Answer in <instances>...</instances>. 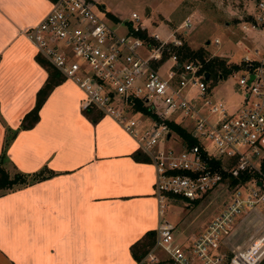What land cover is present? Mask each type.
Segmentation results:
<instances>
[{"label":"built area","instance_id":"1","mask_svg":"<svg viewBox=\"0 0 264 264\" xmlns=\"http://www.w3.org/2000/svg\"><path fill=\"white\" fill-rule=\"evenodd\" d=\"M51 4L47 16L25 30L26 38L39 56L84 93L83 112L96 110L115 119L138 142L155 168L154 190L161 217L170 200L194 203L231 177L258 175L233 188L229 183L233 189L230 201L189 243H178L173 227L163 220L153 247L137 264H256L261 254L255 249L264 236L247 252L237 254L228 242L237 221L264 210V174L260 171L264 50L260 58H253L259 49H249L241 59L243 74L238 83L245 90L243 105L231 112L223 102L211 100L212 90L201 66L179 61L176 50L184 43L177 35L192 29L190 17L164 39L149 33L137 13L128 22L132 30L125 22L112 21L100 0H55ZM255 9L243 26L245 34L264 31V0H258ZM120 25L126 28L124 34L117 30ZM138 32H146V38L137 36ZM214 44L219 45V40ZM167 62L171 65L160 73ZM137 102L154 118L136 112ZM168 123L183 128L196 144L188 146ZM207 144L213 145L214 152L208 151ZM212 160L221 162L219 170L213 169Z\"/></svg>","mask_w":264,"mask_h":264},{"label":"crops","instance_id":"2","mask_svg":"<svg viewBox=\"0 0 264 264\" xmlns=\"http://www.w3.org/2000/svg\"><path fill=\"white\" fill-rule=\"evenodd\" d=\"M51 7L50 0H0V156L8 135L17 132L9 169L54 173L0 197V264H137L131 247L167 222L168 208L161 217L155 168L133 158L138 142L111 117L88 119L84 93L67 80L43 105L38 124L20 130L49 78L25 30ZM145 26L164 39L172 32ZM249 217L264 223V210Z\"/></svg>","mask_w":264,"mask_h":264},{"label":"rangeland","instance_id":"3","mask_svg":"<svg viewBox=\"0 0 264 264\" xmlns=\"http://www.w3.org/2000/svg\"><path fill=\"white\" fill-rule=\"evenodd\" d=\"M100 1L101 9L113 14L122 23L131 24L128 22H131L132 14L137 13L144 26H160L157 31L165 30V25L177 32L181 23L191 17L192 29L187 34L179 33L177 36L190 50L204 49L211 57L226 60L229 67L239 66L241 59L248 54L249 49L255 47L259 49V54L257 56L254 54L253 58H260L264 50V31H262L263 34L262 32L245 34L243 30V26L251 20L255 13L258 0ZM135 24L137 26L139 23L135 22ZM117 30L121 34L126 32L123 25L117 26ZM215 40H219L220 44L215 45ZM242 74V71H234L227 78L219 81L212 89L211 100L223 102L231 112L238 110L243 105L245 91L238 83ZM140 117L139 115L138 119ZM207 147L209 152H214L212 144H207ZM231 188H229V180H225L223 186L205 195L197 204L170 200L165 210L166 221L173 227L176 241L183 244L189 243L201 233L213 216L222 211L230 201L233 191ZM251 218H248L249 224L246 226L241 225L242 220L236 222L235 232L229 239L231 244L228 242L231 249L236 250V254L247 252L264 236V223ZM261 248L264 249V242L258 251ZM258 251L257 254L260 253L261 258L256 264H264V252ZM226 253L232 257L231 253Z\"/></svg>","mask_w":264,"mask_h":264},{"label":"trees","instance_id":"4","mask_svg":"<svg viewBox=\"0 0 264 264\" xmlns=\"http://www.w3.org/2000/svg\"><path fill=\"white\" fill-rule=\"evenodd\" d=\"M50 1L53 2L55 0H50ZM106 13L112 21L116 23L120 22V20L117 17H115L113 14L109 12ZM128 25L130 30H132V24H128ZM136 35L146 38V32H140V33L138 32ZM176 52L179 56V61L181 63L187 61V62H193L196 65L201 66L200 71L204 72L209 77L208 84L210 90H212L216 86V84H218L219 81L224 80L234 71L240 70V67L237 65H233L229 67L227 61L224 59L218 57H211L204 49H199L194 51V50H190V48L187 45H184L183 48L176 50ZM166 58H168L167 55L164 56V59ZM37 61L44 69H46V71L49 74V78L45 86L38 93L37 103L35 108L24 117L20 130H30L33 129L38 124L40 120V111L43 105L48 100L54 89L66 81L60 75V73L44 58L38 56ZM135 109L136 112H141L145 114V116L154 118V116H152L151 113L148 112V110L145 107H143V105L140 102H137V106ZM84 114L88 119H90L94 123L98 122L100 119L104 117L100 112L96 110L84 112ZM168 127L172 132L180 136L188 146L196 144V141L192 139L188 135V133L180 126H177L173 123H168ZM16 135L17 132L8 135V140H6V144L4 146L2 155L0 156V197L10 192L17 191L27 186L34 185L35 183L44 181L54 175L53 172H50L47 169H44L41 172L35 174H24L20 171H17L16 168L15 171L9 169L8 163L10 162V160L8 158L7 152L12 140L15 138ZM133 158L139 162H145V163L150 162L149 159L141 151L136 152L133 155ZM211 165L214 170H219L221 166V162L217 160H212ZM260 171L262 174H264V159L260 164ZM254 177L257 178L258 175L244 174L241 175L239 178L231 177L229 179V183L233 188L237 186L239 183H245ZM198 202L199 201H196L194 203L197 204ZM155 234L156 233L154 231L146 233L145 236L140 241H138L131 247V253L133 258L136 260V262L143 259L145 255L149 252V250L153 247Z\"/></svg>","mask_w":264,"mask_h":264},{"label":"water","instance_id":"5","mask_svg":"<svg viewBox=\"0 0 264 264\" xmlns=\"http://www.w3.org/2000/svg\"><path fill=\"white\" fill-rule=\"evenodd\" d=\"M205 78H206V81H207V80H208V75H206ZM168 137H169V136H168Z\"/></svg>","mask_w":264,"mask_h":264}]
</instances>
